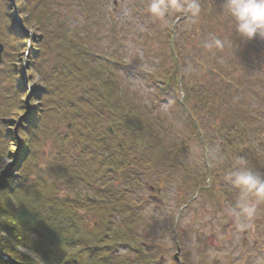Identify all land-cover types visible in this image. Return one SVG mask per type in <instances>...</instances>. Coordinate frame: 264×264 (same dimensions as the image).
I'll use <instances>...</instances> for the list:
<instances>
[{
  "label": "rangeland",
  "instance_id": "obj_1",
  "mask_svg": "<svg viewBox=\"0 0 264 264\" xmlns=\"http://www.w3.org/2000/svg\"><path fill=\"white\" fill-rule=\"evenodd\" d=\"M28 2L35 9V0ZM208 2L212 1L200 0L202 10ZM6 4L4 0H0V43L5 47L0 63V117L6 121L5 134L14 136L15 133H21L23 123L26 121L29 126L30 119L35 118L34 111L40 107L45 109L46 113L37 118L38 131L33 138L31 150L22 152V140L13 143L14 148L7 154L4 162L0 184L6 178L16 176L27 158V173L31 177L32 185L37 183L39 188L52 187L55 193L59 191L60 197L76 202L96 201L95 194H98L102 185L97 183L90 186L82 180L86 179L85 165H89V171L93 175L99 169L97 164L100 159L82 152L76 157H80L82 161L79 168L82 170L81 180L74 181L72 177L68 182H60V176L63 174L61 171L64 172L65 166L73 165V156L79 147L69 141L77 127L70 123V119L60 116L64 110L62 106L59 108V103L63 98L78 96L81 88L79 83L71 77L67 78L55 61L50 59L48 62V58L44 59L40 67L46 73L49 85L55 83L65 88V93L61 95L58 88H55L56 93L45 102L44 97L41 98L43 86L47 84L44 83L45 78H42L43 82L41 77L32 75L26 67L23 69L24 73L17 77L24 81L21 83V89L30 100L27 101L29 106L23 116L9 115L15 85L9 73V63L18 48L14 47L15 42L13 43L7 32L2 29V24L7 19ZM96 6L97 21H89V26L92 27L89 32L91 31L94 37L89 41L90 49L97 53L103 51L118 60L116 93L123 99L133 100L131 102L135 105L130 112L125 109L127 106L117 102L116 106L123 108L121 113L118 112L123 115V120L121 125H118L120 128L114 129L115 143L123 139L138 146L141 131L148 121L153 122L155 126L162 125L161 128L164 129L159 137L161 150L154 153L153 149L143 155L148 165L143 164L144 160L137 158L136 154L131 159L133 166L139 167L132 170V179L134 176L137 181L128 184L117 182L115 186L116 194L119 192L120 195L119 202H114L122 206L126 215L136 221V233L140 235L141 241H145L144 236L147 238L144 242L145 256L158 264H264V204L258 206L253 227L245 231L238 230L234 218L226 212V208L235 202L237 193L224 181L225 173L240 157H243L247 164L254 163L256 166L258 162L255 170L264 175V37L258 35L253 40L245 39L242 44L244 57L239 60L232 54H226L223 48L211 51L204 49L203 42L211 35L205 39L196 37L195 23L185 14H173L165 25L154 21L147 13L146 0H96ZM67 10L64 8V11ZM76 10L78 13V7L73 9ZM216 11L218 13L214 15L215 28H212L214 36L228 40L231 36L223 38L229 22L226 18H221L223 4L216 8ZM39 12L42 13L40 10ZM43 12L46 13V9H43ZM201 16L197 23L204 20L206 28L209 27L210 24L208 26L206 23L208 15L201 12ZM18 17L23 18L20 11L11 13L12 21H17ZM13 27L18 30L16 23ZM35 30L38 32L37 28L29 31L30 39L23 35L22 29L15 31L16 35L28 42L17 55L20 73L27 61L26 53L31 51L26 45L35 39ZM171 35L178 48L183 50L184 67L192 70L196 78H205L208 81L205 87L192 93L187 85L182 86L179 83L171 88H175L174 91L167 89V93L165 92L163 80L168 68H164L172 62L169 48ZM99 38L101 41L94 42ZM188 50H191L190 54L202 57L209 68H217L218 72L212 77H207L204 69L195 63L192 57H188L191 56L187 55ZM224 85L231 87L226 95H218L222 105L218 107L214 104V107L208 108L207 113L203 112L202 104H211L214 90ZM200 92L211 94L204 97ZM96 104V101H93V105ZM83 106H80V113L88 116L90 125L97 121L102 123L105 129L111 127L113 118L90 115L89 107ZM67 113L71 112L67 110ZM127 118L129 120H126ZM224 127L230 128L234 137L233 132L239 137V132L243 129L253 132L249 136L242 133L239 138H242V147L246 145L251 148L248 143L258 142V159L254 160V157L249 156L250 150L242 149L233 153L230 143L233 138L218 148L216 145L222 144L219 130ZM210 147H215L224 154L222 164H208L205 155ZM22 156L25 157L20 159ZM64 174L74 175L71 171ZM110 178L111 175L108 174L101 184L107 185ZM78 212L87 215L84 207L78 209ZM121 218L116 216L115 221L119 222Z\"/></svg>",
  "mask_w": 264,
  "mask_h": 264
},
{
  "label": "trees",
  "instance_id": "obj_2",
  "mask_svg": "<svg viewBox=\"0 0 264 264\" xmlns=\"http://www.w3.org/2000/svg\"><path fill=\"white\" fill-rule=\"evenodd\" d=\"M210 1L212 2L205 3L206 6L202 10V13L205 12L208 15L209 19L206 23L210 26L206 28L204 20L199 23L196 22V25L194 24L195 33L197 31L196 37L201 39H205L209 34L211 36L215 34L212 29L215 28L214 15L218 13L216 8L223 4V1L219 0ZM5 3H7L5 11L7 19L2 24V29L7 32L10 40L13 43L15 42L14 47L18 48L9 63V73L15 84L12 92L13 103L10 111L8 110L9 115L11 114L12 117L23 116L27 110L26 107L29 106L27 104L28 99L21 89V83L24 81L19 80L17 77L24 73V68L21 69V73L19 72L17 55L21 53V49H24L25 44H28V42L26 43V39L20 38V35H16L17 32L15 33V31H21L22 29L23 35L30 39L28 32L37 28L38 32L35 30V39L30 43L32 51L27 69L32 75L41 77L43 82L42 78H45L44 83L47 84L43 86L44 91L41 93V98L44 97L45 102L48 101L51 95L56 93L57 88L60 95L65 93L64 87L57 86L55 83L50 86L47 82L46 73L40 67V63L47 58L48 62H50V59L55 61L67 78L71 77L79 83V88L81 86L78 96L63 98L59 103V108L62 106L64 110L60 116L70 119V123L77 127V131L69 141L79 147L78 150L74 148L78 153L76 152L73 156V165L64 168V172L71 171L74 175H65L61 171L63 174L60 176V179H62L60 182L64 183L66 180L68 182L72 180V177H74V181L80 179L82 170L79 168L82 166V161L80 157L78 159L76 157L83 152L101 161L97 164L99 169L93 175L89 171V165H85L86 176H84L86 179L82 181H86V185L94 186L99 183L102 186H100V190L96 187L99 190L98 194H95L96 201L76 202L69 198H62L59 191L55 193L52 187L43 186V188H39L37 183L32 185L31 177L27 173L29 163L26 158L22 170L18 171L16 176L8 177L0 184V252L24 264H158L145 256L144 242L147 241V238L144 236L145 241H141L140 235L136 233L135 220L127 216L125 210L123 211V207L116 204L114 200L119 202L120 193L117 192L116 194L117 190L115 189L117 182L126 184L133 182H131L134 173L132 170L139 168L138 165L137 167L133 166L131 162L133 156L136 154L137 158L144 160L143 164L148 165L149 163L143 155L150 150L153 151V149L154 153L161 150V138L159 137L164 130L161 128L162 125L155 126L153 122L148 121L146 127L141 131L138 146L136 143L126 142L121 137H119L121 141L115 143L116 138L111 135L110 128L105 129L102 123H97V121L90 125L88 116H85V114L83 116L80 113V108L87 105L91 111L90 115L99 118L110 116L113 118L110 119L112 120L111 128L114 132V129L120 128L118 125H121L123 120V115L118 114V112H122L123 108L119 109L116 106L117 102L127 106L125 109L130 112H132V107H135L131 102L133 100L123 99L119 93H116L118 60L103 51L97 53L90 49L89 41L94 37L91 31L89 32L92 28L91 25L89 26V21L91 19L94 22L97 21L95 15L97 12L96 0H35V9L30 6L28 0H16L14 2L6 0ZM77 7L79 9L78 13L77 10L73 11ZM64 8L68 10L64 11ZM43 9H46V13L43 12ZM16 10L20 11L23 17L20 18L22 23L11 19V13ZM15 23L18 25V30L13 27ZM227 24L226 28L228 30L225 31L223 38L231 37L228 40L222 39L225 42L223 49L226 54H232L236 57L235 59L243 60L242 44H244L245 39H241L234 33L229 22ZM170 38L173 39L172 35ZM98 41H101V39H95L94 42L98 43ZM28 46L26 45V47ZM171 49V60L175 64V68L168 73L167 82H175V86L179 83L182 86L187 85L192 93L194 90L197 91L201 87H205L208 82L205 78L204 80H200L199 77L196 78L192 70L188 68L187 70L184 67L183 50L178 48L176 40L171 42ZM190 52L191 50H188L187 55H191L188 57H192L194 62L200 64L207 77H212L218 72L217 68L206 66V61L202 57H196ZM81 65L83 68H81ZM178 65H180V68L176 67ZM77 67L78 69H76ZM230 87L224 85L222 88L215 89L211 95L214 103L209 104L206 102V104H202L203 112L207 113L208 108L211 109L214 104L218 107L221 106V97L218 95H226ZM200 93L206 97L210 92ZM93 101H96L97 104L93 105ZM67 110L71 113L68 114ZM227 110L229 111V107ZM45 113V109H42V107L35 110L33 113L35 118L30 119L29 126L25 121L23 123L24 127L20 128L21 133H15L14 136L5 134L7 132L6 121L3 117H0V175L7 154L14 148V142L22 140V152L31 150L33 138L36 137L38 131L37 118L40 114ZM242 115L244 114L242 113ZM126 120H129V118ZM155 129H157L156 132H154ZM219 131L221 143L225 144V142L231 141L233 137V141L230 142L233 153L244 149L250 150L249 156L254 157V160L258 159V155L260 156L259 145L256 142L254 145H250L251 148L249 146L242 147V138L236 137V132H233L234 137L231 135L230 128H220ZM242 132L248 134V136L253 134V132H248L245 129ZM216 146L219 148L221 144ZM24 157L22 156L20 159ZM257 165L255 166L254 163L247 164L255 172ZM108 174L111 175L108 184H101ZM93 188L96 190L95 187ZM81 203H84V205ZM83 207L87 215L78 212V209ZM116 216H121V221L116 222ZM0 264L6 263L0 259Z\"/></svg>",
  "mask_w": 264,
  "mask_h": 264
},
{
  "label": "clouds",
  "instance_id": "obj_3",
  "mask_svg": "<svg viewBox=\"0 0 264 264\" xmlns=\"http://www.w3.org/2000/svg\"><path fill=\"white\" fill-rule=\"evenodd\" d=\"M146 11L154 21L167 24L173 14H185L192 23L201 16L200 0H146ZM234 33L241 39L253 40L258 35L264 37V0H223V11ZM224 41L210 36L203 42V48L211 51L222 49ZM206 159L210 166H218L224 161V154L217 148L206 150ZM224 181L237 193L235 202L226 208L234 218L236 228L245 231L253 227L258 206L264 204V175L247 166L240 157L224 175Z\"/></svg>",
  "mask_w": 264,
  "mask_h": 264
},
{
  "label": "water",
  "instance_id": "obj_4",
  "mask_svg": "<svg viewBox=\"0 0 264 264\" xmlns=\"http://www.w3.org/2000/svg\"><path fill=\"white\" fill-rule=\"evenodd\" d=\"M4 53V47L3 45L0 44V62L2 61V56ZM0 259L5 262L6 264H24V263H20L15 261L13 258H11L10 256L0 252Z\"/></svg>",
  "mask_w": 264,
  "mask_h": 264
}]
</instances>
